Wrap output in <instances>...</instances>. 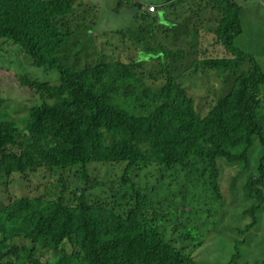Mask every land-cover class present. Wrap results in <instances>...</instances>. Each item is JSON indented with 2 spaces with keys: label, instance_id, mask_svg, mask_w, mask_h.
<instances>
[{
  "label": "trees",
  "instance_id": "obj_1",
  "mask_svg": "<svg viewBox=\"0 0 264 264\" xmlns=\"http://www.w3.org/2000/svg\"><path fill=\"white\" fill-rule=\"evenodd\" d=\"M171 1L150 3L163 7ZM214 1L223 15L215 28L238 57L193 60L188 70L201 74L198 68L204 66L221 73L244 68L248 60L253 69L240 75L236 91L224 93L208 114L169 73L164 102L136 119L113 102L110 90L98 92L90 71L57 57L74 34L62 19L75 13L74 0H0L3 44L13 45L28 64L61 76L58 83L23 85L37 96L34 107L20 110L30 115L25 130L34 143L18 145L14 107L0 97V175L25 181L32 146L48 159L46 166L74 177L65 180L58 197L23 196L0 207V236L34 237L5 247L0 237V264H264V230L258 228L264 219V15L259 6L247 10L236 0ZM134 6L142 24L156 23L158 15ZM160 13L168 23L165 11ZM114 31L133 37L128 29ZM79 105L85 107L71 119L68 107ZM134 133L148 134L152 145H132ZM96 161L120 170L101 182L108 191L120 195L128 184H144L131 189L137 195L133 207L121 208V200L106 193H98L97 201L87 199L102 177L90 179Z\"/></svg>",
  "mask_w": 264,
  "mask_h": 264
},
{
  "label": "rangeland",
  "instance_id": "obj_2",
  "mask_svg": "<svg viewBox=\"0 0 264 264\" xmlns=\"http://www.w3.org/2000/svg\"><path fill=\"white\" fill-rule=\"evenodd\" d=\"M134 1L125 2L120 8L122 3L119 0H74L75 13L62 18L67 22L68 30L74 34L68 44L56 55L74 69L90 71L93 74L92 80L98 85L99 93L110 90L111 99L114 93L117 103H126L131 109H153L169 72L178 76L189 99L208 114L224 93L234 92L237 77L253 69V62L248 60L244 68L221 73L204 66L198 68L201 74L194 68L188 70L193 60L238 57L237 54L227 50L224 42L212 30L214 26L219 28L223 17L221 5L214 0H173L164 6L169 22L148 25V31L139 28L140 21L137 19H134V24L132 23L135 13ZM236 1L247 10L259 6V12L264 15V0ZM143 2L158 3L159 0H143ZM55 24L61 27V19H58ZM146 26L147 24L145 28ZM116 28L128 29V35L133 37L123 38L122 34L114 31ZM12 48L13 45L3 44L0 41V97L8 98L9 104L14 107L12 121L20 126L18 145L34 143L35 139L25 130L30 115L20 110H23L25 106H32L37 96L23 88V81L58 83L61 76L56 71L49 72L45 68L28 64L26 58L14 52ZM145 54L149 58L141 59ZM153 56L155 58H152ZM5 69H13L17 75L16 78L8 71L4 72ZM125 75H130L125 79L126 81L123 80ZM137 86L140 89L135 93L134 88ZM129 89L131 96L128 94ZM84 107V105L77 106L78 109ZM87 110L89 112L88 108ZM27 153L30 165L38 160L37 148L29 146ZM89 169L92 181H96L95 179L102 175L98 182H93L92 189L87 195L90 202L98 200V193H106L112 195L113 200L119 198L122 203L121 208L133 207L132 190L122 189L118 195L116 191H108L107 186L101 184L104 178L107 181L109 174L120 171L118 168L110 171L106 163L96 161ZM29 171L30 175L25 176V181L19 183L16 181L19 175L1 173L0 206L9 201L14 202L23 196L58 197L57 192L62 189L65 180L69 177L74 178L73 174H61L54 167L42 166ZM117 181H119L118 178ZM233 183L232 178V187H234ZM142 187L143 185H140L137 189ZM109 201L110 198L107 201L103 200L105 203ZM0 237L6 239L3 247L14 241L24 245L34 239L27 234H24V238L20 235ZM37 241L40 240L37 239ZM43 243L49 244L45 241Z\"/></svg>",
  "mask_w": 264,
  "mask_h": 264
},
{
  "label": "clouds",
  "instance_id": "obj_3",
  "mask_svg": "<svg viewBox=\"0 0 264 264\" xmlns=\"http://www.w3.org/2000/svg\"><path fill=\"white\" fill-rule=\"evenodd\" d=\"M125 2H127V0H122L121 1V6H120V8L122 7V5H123V3H125ZM135 2H137V3H139V5H140V9H141V11L142 12H144V13H153V14H155V15H158V19H157V21H156V23L154 24V25H156L157 24V22H160V23H165L166 24V22H164L162 19H160V16L162 15L161 13H160V11H162V10H164L165 11V9H164V6L163 7H160L158 4H151V3H149V4H147V3H145V2H142V1H139V0H135L134 2H133V5H134V3ZM159 7V8H158ZM166 13H167V11H165ZM135 16H136V13H134V16H133V24H134V19L136 20L137 19V21H140V24L138 23V26H139V28H140V26H144L145 27V24H147V23H144V24H142V20H140L139 18H135ZM165 18L167 19V16H165ZM148 25L149 24H147V26H146V31H148ZM150 26V25H149ZM141 29H142V27H141ZM214 32H216L217 34H218V38L220 39V35H219V31L215 28V26L213 27V29H212ZM90 32V31H89ZM221 41H223L222 39H220ZM2 43H3V41L2 40H0ZM149 58V57H148ZM152 58H155V56L154 57H152ZM141 59H145V58H141ZM7 71L14 77V78H16V73H15V71L13 70V69H7ZM250 73V72H249ZM248 73V74H249ZM168 74H169V72H168ZM167 74V75H168ZM238 78V77H237ZM26 82H28L27 80H24L23 81V85L26 83ZM30 82V81H29ZM167 82V81H166ZM164 86V85H163ZM163 88V87H162ZM236 91V88H235V90H234V92ZM233 92V93H234ZM128 94H129V96H131L132 94H131V91H130V89L128 90ZM161 94H163V90H161ZM114 97H115V94L113 95V99H114ZM5 99H8V98H5ZM9 100V99H8ZM158 101H161V102H164V99L161 97V95H160V97H158L156 100H155V105L157 104V102ZM37 102V99L35 100V103ZM113 102H116L115 101V99L113 100ZM117 103V102H116ZM119 104V103H118ZM120 106H122V107H124V108H126L127 109V113L130 115V116H132V117H134V118H136V119H140V118H142V117H145V112H151V111H153V110H155L156 109V106L153 108V109H149L148 108V110L147 109H138V108H135V109H131V108H129L127 105L128 104H126V103H124V104H119ZM29 107H31V106H25L24 108H23V110H25V109H27V108H29ZM32 107H34V104L32 105ZM75 110H78V108L77 107H68V109H67V111H68V113H70V115H69V117L71 118V119H74V116L73 115H75V118L77 117L76 116V114H75ZM85 113V112H84ZM89 112H88V110H87V114H88ZM82 118H83V115H82ZM86 120V119H85ZM106 128H103V130H105ZM12 130H13V126H12ZM131 141V143H132V145H135L136 147H146V146H150V145H152L151 144V142H152V140H151V138H150V136L148 135V134H138V133H134V135H133V137H132V139L130 140ZM39 150V149H38ZM47 158H44L43 156H40V154H38V160L35 162V163H32L31 165H30V160L28 159V158H26V162H27V165H26V168L27 169H35V168H37V167H42V166H45V167H54L51 163H50V161H49V163H50V166H46V163H47ZM137 173H139V171L137 170ZM137 173H135V174H137ZM21 181V180H20ZM142 185H144V184H142ZM134 186H140V185H135V184H128V188L131 190ZM141 192V191H140ZM41 196H46V195H41ZM40 196V197H41ZM137 198V195H134V200ZM4 205V204H3ZM2 205V206H3ZM2 206H0V207H2ZM258 228H260V230L261 231H263L264 230V219H262V221H261V223L259 224V226H258ZM230 254V253H229ZM228 253L226 254V256H234V253H231L230 255H229Z\"/></svg>",
  "mask_w": 264,
  "mask_h": 264
}]
</instances>
